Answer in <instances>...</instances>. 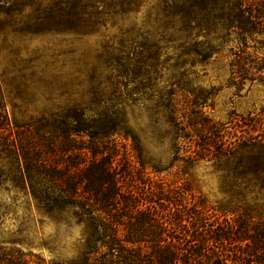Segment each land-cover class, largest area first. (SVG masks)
<instances>
[{
	"label": "trees",
	"instance_id": "16d2710c",
	"mask_svg": "<svg viewBox=\"0 0 264 264\" xmlns=\"http://www.w3.org/2000/svg\"><path fill=\"white\" fill-rule=\"evenodd\" d=\"M43 2L0 0V31L5 27L33 33L94 31L105 24L104 17L132 12L138 0L113 5L105 0ZM26 8L32 13L26 15ZM161 13L162 31L172 33L171 39L205 38L187 54L206 59L234 42L232 74L249 70L248 39L264 34V0H167ZM131 49L132 58H122L125 64L117 62L128 83L137 75L134 65L129 68L128 62L138 55ZM116 92L101 94L100 107L64 110L51 122L11 123L0 102V159L17 165L42 209L73 215L83 228L76 260L50 261L32 251L0 245V264H264V203L251 197L249 186L254 177V186L262 191L264 168H248L249 156L242 154L235 168L226 169L224 212L188 183L176 184L178 176H159L169 168H150L154 177L147 174L148 168H121L122 157L117 158L108 140L122 136L131 140L133 150L141 148L126 112L117 108ZM165 107L174 149L189 162L230 161L237 150L252 147L259 156L264 154V127L248 139L232 141L226 130L192 105L180 111L171 97Z\"/></svg>",
	"mask_w": 264,
	"mask_h": 264
},
{
	"label": "rangeland",
	"instance_id": "374dc122",
	"mask_svg": "<svg viewBox=\"0 0 264 264\" xmlns=\"http://www.w3.org/2000/svg\"><path fill=\"white\" fill-rule=\"evenodd\" d=\"M57 1L44 0L43 4ZM166 1L138 0L132 12L104 17L105 24L94 31L33 33L5 27L0 31V102L11 123L51 122L54 114L64 110L104 105L101 94L115 89L113 99L126 112L141 148L140 152L133 150L131 140L122 136L110 138L108 147L118 153L117 158L122 157L120 167L148 168L147 174L153 177L150 168H169L159 176H178L176 184L188 183L224 212L227 181L222 175L226 169L235 168L242 154L249 156L248 168H264V154L259 156L260 151L252 147L246 152L237 150L230 161L189 162L174 149L165 106L171 97L176 98L180 111L192 105L195 112L201 110L226 130L232 141L241 142L263 129L264 34L248 39L249 70L232 74L234 42L204 59L185 53L193 50L195 42L204 41L202 35L196 40H173L172 33L162 31L161 7ZM31 13V8L25 9L26 15ZM119 41H124V48ZM131 47L138 55L128 62L129 68L134 65L137 75L128 83L117 62L125 64L122 58H132ZM16 167L11 160L0 159V245L32 251L50 261L76 260L83 228L73 215L42 209ZM249 186L251 197L263 204L264 186L259 193L254 177L249 178Z\"/></svg>",
	"mask_w": 264,
	"mask_h": 264
}]
</instances>
